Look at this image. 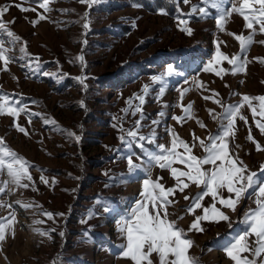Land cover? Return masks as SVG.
<instances>
[{
	"label": "rangeland",
	"instance_id": "1",
	"mask_svg": "<svg viewBox=\"0 0 264 264\" xmlns=\"http://www.w3.org/2000/svg\"><path fill=\"white\" fill-rule=\"evenodd\" d=\"M144 1L96 0L89 6L80 0H48L46 11L41 7L44 0H0V8L7 9L0 16L6 26L0 41L10 57L7 70L0 61V94L24 109L17 117L0 115V138L29 162L32 177L23 181L27 188L9 183V190L0 193V218L15 216L0 242V264H134L122 258L118 247L126 244L120 222L141 199L149 176L153 181L162 177L159 183L165 188L176 182L149 154H159L158 145L171 148L175 134L190 146L195 143L192 154L202 156L193 134L204 140L220 134V124L227 120L218 114L226 107L240 104L244 95L264 96V63L256 59L264 58L259 25H254V42L241 54L240 42L230 33L247 37L252 30L239 14L227 16L221 28L218 10L202 0ZM233 4L239 6L238 0H223L222 10L230 12ZM9 31L20 39L13 40ZM217 49L248 63L234 71ZM252 104L256 115L245 103L227 142L230 154L261 179L264 132L258 124H264V117L259 102ZM129 132L136 133L135 138ZM177 151L183 152L179 144ZM130 155L140 166L135 172L129 171ZM173 167L184 169L179 163ZM0 179L7 180V174ZM202 190L191 184L170 196L175 203L168 206L169 219L193 241L188 255L198 264H235L224 246L241 233L240 221L255 207V197L242 199L235 212L216 202L230 217L231 228L225 221L201 222L204 231H187L195 216L186 210ZM222 195L229 194L224 190ZM213 202L209 195L202 204ZM201 214L202 209L195 210ZM254 240L250 237L249 244ZM242 255L252 258L250 253ZM151 258L158 264L155 254Z\"/></svg>",
	"mask_w": 264,
	"mask_h": 264
},
{
	"label": "snow or ice",
	"instance_id": "2",
	"mask_svg": "<svg viewBox=\"0 0 264 264\" xmlns=\"http://www.w3.org/2000/svg\"><path fill=\"white\" fill-rule=\"evenodd\" d=\"M80 2L91 6L96 0H80ZM188 2L189 0H185V3ZM202 2L218 10L220 16L217 23L221 28H223L222 21L231 13L234 12L243 17L246 22L245 27L251 29L252 32L247 37L230 33L240 42L241 54H246L254 42L253 36L256 33L254 25H259L260 32L264 33V0H238L239 6L233 4L230 12L222 10L223 0H202ZM47 3L48 0H44V3L41 4V7L45 8L46 11L48 10ZM6 10V8H0V16ZM22 10L27 11L29 9ZM195 10L196 6H193V11ZM199 11L203 15H207L206 9L201 8ZM40 19H44V17L41 16ZM32 23L35 24L38 21H32ZM5 27L3 23H0V32H3ZM85 27H87V24H85ZM183 30L191 34L190 29ZM7 35L12 37L13 40L20 39V37L10 31ZM260 43L264 44V41ZM2 44L3 42L0 41V61L4 63V70H7L10 57L6 55L8 49L4 48ZM21 50L26 51V49ZM217 55L228 60L229 64H233L234 71L243 70V66L248 63L247 60L242 61L239 55H234L229 59L220 53L219 49H217ZM79 59L83 62V56H80ZM256 59L264 63V58L258 57ZM204 70L212 71L213 69L206 67ZM172 72V66L169 65L168 74L171 75ZM217 75H220V73L217 72ZM153 79L159 78L154 77ZM144 90L147 91V85ZM205 99H208V97H205ZM254 100L259 102V112L264 117V96L249 97L244 95L240 104L229 105L223 113L218 114L221 121L227 120V124H220V134H210L206 140L195 137L193 134L194 140L199 141V147L203 150L204 154L202 156L198 157L192 154L193 148L196 147L195 143L190 146L175 134L173 135L171 148L158 145L159 154H149L150 161L161 169H169L176 182L173 187L165 188L163 184L159 183L162 177H158L157 180L153 181L149 176L143 181V190L140 193L141 199L135 201L131 211L119 224V231L126 239V244L118 246L121 249L122 258L131 259L134 264H154L151 257L155 254L158 258V264H198L196 258L188 255V250L193 241L186 238L187 232L178 226L176 220L169 219L170 213L168 212V206L175 203L169 197L175 196L177 191L183 193L191 184H195L198 188L202 187L203 190L191 198V204L186 210V214L195 216L187 231H204L205 229L201 227V222L219 223L220 221H225L229 223L231 228L230 217L216 207V202L218 201L223 207L235 212L236 206L242 199L254 195L255 207L249 208L244 213L243 220L240 221L243 225L241 233L233 237L224 246V250L235 264H257L258 260L260 264H264V259H262L264 257V164H261L259 170L262 178L258 179L256 172L249 171L248 166L238 156L230 154L227 142V138L234 135L235 120L239 116L240 108L245 103L252 109L253 115H256L257 108L253 107L252 104ZM141 102L143 103L142 97ZM215 102L219 103V101ZM6 108L7 111H5ZM190 109L191 104L184 109L185 113H189ZM23 110L12 106L9 98L0 94V115L6 114L17 117L18 112ZM209 111L211 114L212 110ZM239 118L246 120L243 116ZM174 119L179 121L183 118L174 117ZM213 119H217V115H214ZM201 126L205 127L202 123ZM15 127L21 133L28 134L24 127L18 124ZM258 127L264 132V124H258ZM128 135L135 138L136 133L129 132ZM140 139H144V137H140ZM248 139L251 140L252 137L249 135ZM178 144L183 148V152L177 151ZM256 146L258 151L261 150V146L258 143ZM176 163L184 165V169L173 167ZM128 165L130 172H135L140 168L139 165L133 162L131 155L128 157ZM29 166L28 161L10 149L3 138H0V176L6 173L8 177L7 180L0 179V193L9 190V183L27 188L29 185L23 183V181L25 179L28 181L32 180L28 171ZM41 180L47 183L44 177H41ZM224 190L229 194L227 198L222 195ZM209 195L214 202L208 207H204L202 201ZM184 199L189 200L190 198L185 196ZM0 206L4 205L0 203ZM8 207L11 206L8 205ZM24 207H31V205L25 204ZM198 208L202 209L201 215H195V210ZM45 215L49 216V218L52 216L51 213H45ZM177 219H183V217L181 216ZM14 220V214H10V218H0V242L5 240L6 229L11 226ZM40 222L36 221V223ZM37 231L39 230L37 229ZM250 237H255L252 244H249ZM243 253H250L252 258L249 259L248 256L242 255Z\"/></svg>",
	"mask_w": 264,
	"mask_h": 264
},
{
	"label": "trees",
	"instance_id": "3",
	"mask_svg": "<svg viewBox=\"0 0 264 264\" xmlns=\"http://www.w3.org/2000/svg\"><path fill=\"white\" fill-rule=\"evenodd\" d=\"M149 0H145L143 3H144V5H147V4H149L150 2H148Z\"/></svg>",
	"mask_w": 264,
	"mask_h": 264
}]
</instances>
